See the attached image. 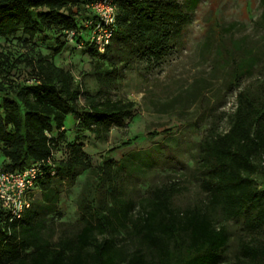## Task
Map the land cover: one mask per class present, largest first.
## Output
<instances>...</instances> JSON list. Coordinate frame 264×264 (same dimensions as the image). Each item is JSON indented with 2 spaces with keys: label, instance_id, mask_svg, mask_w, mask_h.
Returning <instances> with one entry per match:
<instances>
[{
  "label": "trees",
  "instance_id": "16d2710c",
  "mask_svg": "<svg viewBox=\"0 0 264 264\" xmlns=\"http://www.w3.org/2000/svg\"><path fill=\"white\" fill-rule=\"evenodd\" d=\"M92 1L0 0V39L19 33L31 42L44 32H53L68 43L67 34L74 32L71 42L86 48L88 56L101 59L93 68L96 94L88 99L83 112L75 107L80 84L73 83L68 71L42 54L28 61L33 82L8 81L5 85L0 81V169L21 171L42 162V177L34 191L47 203L57 183L71 186L90 169L79 144L66 145L65 159L55 153L64 140L66 117L78 119L79 132L92 133L97 131L93 127L108 131L129 119L134 111L132 102L98 101L97 97L119 84L133 60L146 72L158 68L199 0H115V30L103 53L89 43L81 24L88 18L85 5ZM259 5L261 12L252 24L264 31V0H259ZM228 32L211 24L201 55L226 70V88L231 91L238 89L252 60L240 57L241 43ZM59 51L60 47L54 49L55 54ZM166 135L168 132L162 131L146 137ZM135 140L119 147L126 148ZM112 164L105 157L95 169L93 196L80 199V227L73 235L60 234L53 240L55 231L38 218L33 193L29 195L30 208L19 219H11L0 207V264H254L259 258L264 260L263 248L246 243L239 258L224 263L228 235L216 219L227 222L244 217L251 239L264 228V94L259 100L250 91H238L228 130L210 132L203 138L198 169L206 201L200 205L175 209L172 199L181 189L172 183L151 188L146 204L132 218L135 203L124 199L122 184L112 183L116 175ZM255 176L262 179L261 186ZM121 232L128 234L131 247L126 239L117 242Z\"/></svg>",
  "mask_w": 264,
  "mask_h": 264
},
{
  "label": "rangeland",
  "instance_id": "374dc122",
  "mask_svg": "<svg viewBox=\"0 0 264 264\" xmlns=\"http://www.w3.org/2000/svg\"><path fill=\"white\" fill-rule=\"evenodd\" d=\"M260 12L259 0H199L189 12L182 34L158 68L146 72L138 60H133L131 69L123 71L119 84L97 97L98 101L132 102L134 111L129 119L108 131L93 127L97 131L92 133L79 132L78 119L66 117L64 140L55 153L65 159L66 145L79 144L90 169L79 175L71 186L57 183L49 203L44 202L38 191L33 192V206L37 208L38 218H43L50 230L55 231L53 240L60 234L73 235L79 229L77 206L81 198L93 196L95 169L105 157L113 162L112 171L116 175L112 183L122 184L126 192L124 199L135 203L132 218L146 204L153 187L176 183L181 191L172 199V205L177 210L206 201L201 189L203 176L198 169L203 138L210 132L228 130L238 91H250L259 100L264 94V31L252 24ZM213 23L228 29L241 43L240 57L252 60V67L241 77L238 89L228 91L226 70L216 67L211 57L204 59L201 55L205 34ZM25 40L19 33L0 39V67L4 70L0 71V81L5 85L8 81L33 82L28 61L42 54L68 71L73 83L80 84L75 107L79 112L87 110L88 99L97 91L93 68L101 59L88 56L86 48L66 43L53 32H44L31 42ZM57 47L60 51L55 54ZM162 131L168 135L146 137ZM134 138L130 146L119 147ZM112 148L115 151L107 154ZM2 164L0 155V168ZM254 179L261 186L262 179L258 176ZM216 219L225 226L228 235L224 263L239 258L246 243L264 249V228L251 239L245 230L244 217L227 222ZM117 239L119 244L126 239L130 245L125 232ZM254 264H264V260L259 258Z\"/></svg>",
  "mask_w": 264,
  "mask_h": 264
},
{
  "label": "built area",
  "instance_id": "2783aa9c",
  "mask_svg": "<svg viewBox=\"0 0 264 264\" xmlns=\"http://www.w3.org/2000/svg\"><path fill=\"white\" fill-rule=\"evenodd\" d=\"M88 18L82 26L88 32V41L103 53L115 30V0H93L85 5ZM74 32L67 34L71 42ZM48 164L49 161H47ZM42 162L30 165L21 171L0 169V207L10 214L11 219H19L31 206L29 195L33 193L36 181L42 177ZM53 174V173H51Z\"/></svg>",
  "mask_w": 264,
  "mask_h": 264
}]
</instances>
